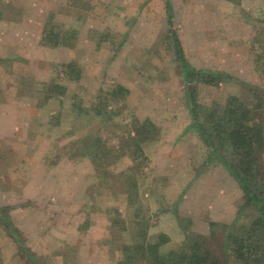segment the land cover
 <instances>
[{"label": "rangeland", "instance_id": "obj_1", "mask_svg": "<svg viewBox=\"0 0 264 264\" xmlns=\"http://www.w3.org/2000/svg\"><path fill=\"white\" fill-rule=\"evenodd\" d=\"M248 86L264 141V0H0V264H115L138 207L149 238L203 236L227 263L242 190L206 159L188 94L210 109Z\"/></svg>", "mask_w": 264, "mask_h": 264}, {"label": "trees", "instance_id": "obj_2", "mask_svg": "<svg viewBox=\"0 0 264 264\" xmlns=\"http://www.w3.org/2000/svg\"><path fill=\"white\" fill-rule=\"evenodd\" d=\"M180 61L184 62L182 57ZM225 76L214 70L184 69L186 83L195 80L216 83ZM247 88L253 100L231 95L224 105L210 109L201 108L192 89L188 94L193 118L191 128L208 149L206 159L226 168L242 190L237 214L244 221L238 227L225 231L223 245L229 257L227 263L210 256L203 236L191 242L185 239V243L176 248L162 251L161 246L168 242V237L160 234L155 239L149 238L148 225L144 218L138 216V207L133 219L136 223L134 221L132 239L122 242V257L115 264H264V176L261 172L264 141L261 124L252 121L262 107L263 96L258 87ZM127 189V199L130 200L136 193L130 187ZM137 204L140 205L139 201ZM115 212L110 232H116V226H120L117 231L128 232L124 219ZM2 221L7 228L14 230L8 217H3Z\"/></svg>", "mask_w": 264, "mask_h": 264}, {"label": "crops", "instance_id": "obj_3", "mask_svg": "<svg viewBox=\"0 0 264 264\" xmlns=\"http://www.w3.org/2000/svg\"><path fill=\"white\" fill-rule=\"evenodd\" d=\"M164 215H168V216H171L172 218H174L175 220H177L176 219V217H175V215H173L171 212H164ZM159 220H161L160 219V217H158L157 218V220H156V224H157V222H158V224H159V222H161V221H159ZM176 222V221H175ZM179 224H178V222H176L175 223V226H174V234L175 235H177L178 236V240H180L181 239V237H182V233H181V231H180V226H178ZM163 229V228H162ZM161 229V230H162ZM162 232H165L166 234H167V236L170 238V243L172 242L173 243V238H172V234H170V232H168V231H166V230H162ZM169 238H168V242L167 243H169ZM164 244V249H166V250H169V249H173L174 248V246H171V245H169V244ZM177 243H178V241H177ZM161 249L163 250V246L161 247ZM90 262H94V260L93 259H91V260H89L88 261V263H90ZM40 264V263H39ZM67 264H69V263H67Z\"/></svg>", "mask_w": 264, "mask_h": 264}]
</instances>
